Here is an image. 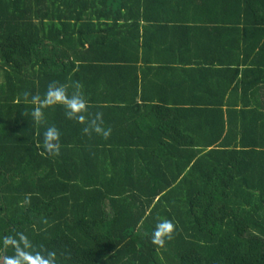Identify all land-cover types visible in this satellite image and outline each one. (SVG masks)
<instances>
[{
	"label": "trees",
	"instance_id": "16d2710c",
	"mask_svg": "<svg viewBox=\"0 0 264 264\" xmlns=\"http://www.w3.org/2000/svg\"><path fill=\"white\" fill-rule=\"evenodd\" d=\"M212 56L230 84L204 79ZM140 61L153 89L182 69L202 100L140 104ZM50 84L110 137L60 104L34 119ZM7 238L56 264H264V0H0V264Z\"/></svg>",
	"mask_w": 264,
	"mask_h": 264
},
{
	"label": "clouds",
	"instance_id": "9594fccd",
	"mask_svg": "<svg viewBox=\"0 0 264 264\" xmlns=\"http://www.w3.org/2000/svg\"><path fill=\"white\" fill-rule=\"evenodd\" d=\"M29 94L25 93V97ZM36 98H33L35 101ZM60 104L65 108V117L70 120H75L81 124H85L83 132L86 135L95 133L102 136L104 139H108L111 135L110 128L102 127V116L100 113L96 114L94 119L88 120L87 123L86 116V102L79 94H73L69 97L66 94V91L63 86H56L55 84H50L48 86L47 93L45 98L40 101V107L35 108L32 112L34 119L39 120L43 116L41 109L44 106H51ZM60 131L55 127H48L43 133V150L54 156L60 155ZM174 232V225L169 220H162L159 222L155 230L152 233L151 241L155 245L163 246L165 240H170ZM24 237H21V240H24ZM6 244H12L16 246V255L14 257L6 258L5 264H56L55 252H48L46 255H42L37 252L35 255L30 252L20 249L17 245V242L12 238H7L5 240ZM26 247L28 245L26 244Z\"/></svg>",
	"mask_w": 264,
	"mask_h": 264
},
{
	"label": "crops",
	"instance_id": "0c3cea01",
	"mask_svg": "<svg viewBox=\"0 0 264 264\" xmlns=\"http://www.w3.org/2000/svg\"><path fill=\"white\" fill-rule=\"evenodd\" d=\"M211 51H209L208 49H206V53L210 54ZM211 61H212V65L210 66V71H213L211 75H207L204 77V79H210V77L215 76V74H219L220 77H225L228 79L229 84H230V80L233 79V76L231 74L232 70V66L231 65H227L225 64V60L222 59V57H220L219 59H216V61H213L214 58L213 56L210 57ZM138 66L140 69H135L136 71V75L138 78V82H139V92H140V96L139 98V103L141 104L142 101L146 102V98L151 96L153 98H155V102L157 103V105H163V103L166 102H182V101H194V100H198L199 97L201 96V94L198 91H195L192 87V83L191 81L187 78V76L185 77V73H183V70L181 69L180 71V75L176 74V76L174 75V73H172V78H168V80L165 82L164 86H162L161 88H155L156 85L154 86V89L152 88V83H153V77L155 75V73H153L149 67V65H145V63H142V61L138 62ZM134 69V68H133ZM134 72V70H132ZM150 71V72H149ZM135 73V72H134ZM218 77V78H220ZM231 78V79H229ZM208 79V80H209ZM151 83V84H150ZM128 85H132L131 81L127 82V87ZM129 88V87H128ZM130 93V91H128L127 93H120L123 95H128ZM178 93L182 94L183 97L180 98V96L178 95ZM141 96H144L143 98H145L143 100V98H141ZM231 90H229L227 93L225 91V94L223 96H220L219 98H217V100H224V102L228 103V101L231 99ZM197 97V99H196ZM119 98V96H118ZM216 98V96H215ZM200 101L202 100V96L199 99ZM149 103V102H148ZM165 105V104H164ZM227 105V104H226ZM151 106V105H150ZM225 107V112L227 110H229L230 107L224 106ZM143 111L146 109H142ZM151 111V108L148 109V112ZM226 120H228V115L226 113L225 115Z\"/></svg>",
	"mask_w": 264,
	"mask_h": 264
}]
</instances>
